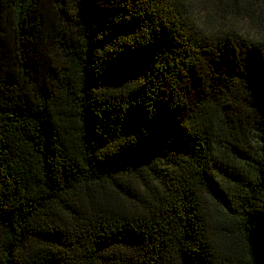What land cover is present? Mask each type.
<instances>
[{"label": "trees", "instance_id": "trees-1", "mask_svg": "<svg viewBox=\"0 0 264 264\" xmlns=\"http://www.w3.org/2000/svg\"><path fill=\"white\" fill-rule=\"evenodd\" d=\"M0 264H264V0H0Z\"/></svg>", "mask_w": 264, "mask_h": 264}, {"label": "rangeland", "instance_id": "rangeland-1", "mask_svg": "<svg viewBox=\"0 0 264 264\" xmlns=\"http://www.w3.org/2000/svg\"><path fill=\"white\" fill-rule=\"evenodd\" d=\"M197 2V1H196ZM196 11L198 12V9L202 12V7H200V6H198L197 4H196Z\"/></svg>", "mask_w": 264, "mask_h": 264}]
</instances>
